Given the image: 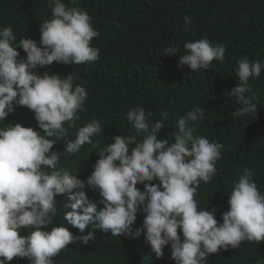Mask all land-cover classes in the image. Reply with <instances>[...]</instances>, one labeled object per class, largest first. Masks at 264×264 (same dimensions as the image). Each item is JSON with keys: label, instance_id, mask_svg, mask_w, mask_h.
Returning a JSON list of instances; mask_svg holds the SVG:
<instances>
[{"label": "clouds", "instance_id": "9594fccd", "mask_svg": "<svg viewBox=\"0 0 264 264\" xmlns=\"http://www.w3.org/2000/svg\"><path fill=\"white\" fill-rule=\"evenodd\" d=\"M70 3L73 6L64 0H48L52 15L40 25L39 43L29 38L17 43L11 26L0 28V122L18 105L32 110L43 130L41 135L19 123L0 127V264L17 257L27 258L30 264H55L54 258L69 244L80 241L87 245L95 239L96 230L130 239L144 234L157 258L170 245L175 264H206L209 254L221 249L264 241V194L253 180L252 169L244 167L234 182L222 223L216 219L215 209H200L194 198L201 182L208 183L217 174L223 148L218 141L195 135L198 122L204 119L202 107L179 117L171 145L158 139L165 127L161 120L150 124L151 112L133 108L126 119L136 135L113 137L114 143L100 149V158L86 181L58 170L62 155H75L85 144H93L92 138L102 131L100 121L93 119L77 129L74 140H65L62 154L52 150L76 126L88 92L83 86H74L73 73L61 77L36 70L53 62H95L100 56V50L92 46L99 32L91 16L75 6L78 0ZM184 24L185 31H190V16L184 17ZM18 48L24 50L26 59L20 58ZM183 48L178 64L196 73L209 70L214 60L225 59V45L206 38L185 41ZM179 52L173 42L163 49V56ZM237 64L238 84L229 95L240 105L232 115L244 117L257 113L250 79L260 78L264 62L244 58ZM162 115L167 119L169 114ZM137 136H143L141 142ZM86 184L99 192L102 208L89 199ZM138 184L144 185L143 191ZM57 196L64 197V219L79 229V237L64 226L47 230L57 214ZM138 213L146 215L142 227L134 229ZM89 226L92 231L83 234ZM24 229L29 230L27 235H21Z\"/></svg>", "mask_w": 264, "mask_h": 264}, {"label": "trees", "instance_id": "16d2710c", "mask_svg": "<svg viewBox=\"0 0 264 264\" xmlns=\"http://www.w3.org/2000/svg\"><path fill=\"white\" fill-rule=\"evenodd\" d=\"M64 2L73 6L70 0ZM75 6L91 16L93 27L99 32L92 46L100 50V56L95 62L79 65L53 62L36 70L61 77L73 73L74 86H83L88 92L76 126L69 128L68 135L57 140L52 150L62 154L65 140H74L77 129L93 119L100 121L102 131L92 138L93 144H85L75 155H62L58 170H67L86 181L100 158V149L114 143L113 137L136 135L126 119V113L133 108L143 107L146 113L151 112L150 124L161 120L165 127L158 133V139L167 140L171 145L174 142L171 134L176 131L179 117L202 107L204 119L198 122L195 135L204 136L210 142L218 141L223 148L221 159L216 163L217 174L210 182H201L194 197L200 209H215L216 219L222 223L223 213L229 210L233 184L244 167L252 169L253 180L264 194V70L260 78L250 79L257 97L253 101L257 113L233 116L240 105L229 95L238 84V60L264 62V0H78ZM51 15L48 0H0V28L11 26L17 43L22 38L39 43L40 25ZM185 16L192 19L187 32ZM202 38L225 45L224 61L214 60L209 70L198 73L187 65L181 67L178 60L184 53L185 41ZM173 42L180 52L163 56V49ZM17 50L20 58L26 59L24 50ZM163 112L169 114L167 119ZM17 123L43 135L34 112L27 107L14 106L0 127ZM142 139L143 136H137V142ZM137 188L143 191L144 185L138 184ZM85 191L89 199L103 207L97 190L86 184ZM56 200L57 214L47 230L64 226L74 236L82 235L64 219V197L57 196ZM145 215L137 214L134 229L142 227ZM90 231L91 226L83 234ZM28 233L24 229L21 235ZM178 233L183 241L182 231L178 229ZM164 253L162 258H157L144 234L130 239L96 230L95 239L87 245L80 241L71 243L54 259L55 264H175L170 245L164 248ZM9 264H30V261L17 257ZM206 264H264V241H245L237 249H221L209 254Z\"/></svg>", "mask_w": 264, "mask_h": 264}]
</instances>
